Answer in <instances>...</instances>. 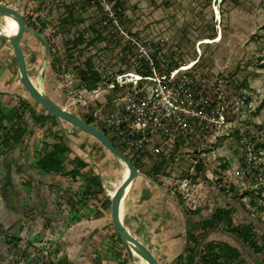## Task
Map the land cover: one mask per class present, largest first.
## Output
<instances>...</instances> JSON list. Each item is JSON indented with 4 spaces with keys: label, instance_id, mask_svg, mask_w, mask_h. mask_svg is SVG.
Instances as JSON below:
<instances>
[{
    "label": "rangeland",
    "instance_id": "374dc122",
    "mask_svg": "<svg viewBox=\"0 0 264 264\" xmlns=\"http://www.w3.org/2000/svg\"><path fill=\"white\" fill-rule=\"evenodd\" d=\"M0 1L15 8L25 18L38 15L41 19L55 21L59 15L67 18L68 12L72 13V17L69 18V15L62 25L63 37L67 41L70 40L69 47H72V41L78 34H83L84 41L75 48L72 47L68 60L65 57L62 80L48 70L49 57L42 77V86L62 107L77 112L80 116H91L93 124L101 126L107 136L112 135L102 125L103 117L116 110L128 87L138 82L120 84L114 79L118 74L135 72L140 65L139 59L147 60L146 57H150L155 69L159 71H167V68L174 64L180 70L191 73L201 86H210L213 91L211 93L220 94L228 105L225 116L229 124L225 126L227 128L211 130L207 134L209 139L205 140L204 144L208 148L204 149L205 153L199 159L202 164L201 174L193 179V170H189L193 149L188 147L180 149L179 152L174 151L173 156L165 160L166 165L150 176L156 177L168 195H171V191H180L184 202L187 203L188 214H191V211L197 215L210 213L214 209L213 205L207 207L211 196L210 188L223 189L222 195L226 193L228 203H232L234 209L227 207L231 214V225L227 227L220 224L218 231L226 229L236 234L241 231L240 236L244 238L245 243L252 249L259 247L264 251V200L260 196L261 187L258 184L253 185V188H245V184L257 183L249 177L244 179L245 184H241L245 148L243 138L252 142V150H264V0H121V21L116 18L111 6L114 0ZM104 17L117 19L114 23L115 30L104 22ZM93 29L103 32L104 38L90 44L88 39L94 35ZM47 33H52L51 27H48ZM212 33L214 37L209 39L207 35ZM51 39L55 45L61 44L59 34ZM20 44L29 76H38L43 63L40 41L25 33L21 36ZM88 58L92 69L99 76L98 82L93 86H87L76 74L77 65L82 66ZM26 101L30 103L31 111L23 107L22 103ZM19 106L20 109H17ZM0 110L3 115L0 121V178L4 176L5 168H16L17 162L9 156L12 150L29 155L38 153L37 159H41L54 144H58L60 148L58 156L61 157L60 162L64 163V170L78 166V169L74 170L77 174L87 163L83 161L84 166L81 167L80 162L74 160L76 158L70 163L66 158L70 150L73 152L78 148L80 152H88L86 159L89 165L96 169L93 172L98 173L96 175L82 172L78 176H83L88 182L95 177L91 183L95 190L101 189L104 197L102 207L104 212L109 213L110 198L106 189L112 182L120 180L122 167L115 163L98 142L92 147L94 138L87 133L74 129L66 122H63L64 133L62 132L58 123L55 124L20 84L11 47L7 41L1 39ZM20 111L21 118L17 117ZM36 140L40 143L33 146ZM193 144L198 145L200 141L195 139ZM37 148L39 150H36ZM75 153L72 155H80ZM126 156L132 162L137 161L134 155L127 153ZM163 156L165 157V154ZM156 159L158 160L157 157H152L139 163L140 170L145 174L151 173L149 169ZM44 173L47 184L54 181L53 173ZM14 177L22 183L27 178L18 170ZM220 195L221 193L218 196ZM222 204L219 201L215 207L224 206ZM2 208L0 199V211ZM123 221L127 225L132 224L128 217L124 216ZM137 225L135 232H141L140 236L144 240L146 235L152 234L144 223ZM236 225L240 226L239 229H234ZM4 226L5 223L0 221L1 263L13 262L15 257L25 252L22 249H29L27 255H33L35 252L38 258L46 256L48 246L45 243L36 246L22 243L20 254L13 247L11 248L14 252L8 253L11 248L2 250L5 235L9 233ZM245 227L249 228L248 233H242ZM198 233L202 234V229L196 230L195 234ZM212 237L210 245L217 255L213 258L215 264H234L238 261L246 264L241 256H235L228 238H222L218 233ZM112 238L119 244L113 232ZM221 239L226 242H221ZM162 251L159 248L156 252L160 254ZM165 256L159 255L162 264H168L172 260L173 264H186L184 260L180 261L179 257L169 259ZM122 257V263L130 264L126 252L122 253ZM188 257L187 254L185 260L188 261ZM194 261L199 262L198 257L194 258ZM248 262L252 264L250 260ZM208 264H213V261Z\"/></svg>",
    "mask_w": 264,
    "mask_h": 264
},
{
    "label": "crops",
    "instance_id": "0c3cea01",
    "mask_svg": "<svg viewBox=\"0 0 264 264\" xmlns=\"http://www.w3.org/2000/svg\"><path fill=\"white\" fill-rule=\"evenodd\" d=\"M81 142L84 143L83 140ZM92 142V147L96 146L97 141L94 139ZM39 143L40 141L36 140L33 146ZM77 149L73 152L69 149L70 154L66 161L70 163L73 158H76L75 161H84L87 166L77 174H71L69 170L78 169V166L67 167L66 171L62 167L58 173L52 174L54 181L50 184H47L45 179V171L36 165L39 160L38 153L29 155L25 152L23 154L22 151L17 153L16 150L9 153L17 164L16 168H5L4 176L0 178V199L3 203L0 221L5 223L4 227L9 232L5 235L2 250L5 248L4 251H6L13 247L20 254L22 243L33 246L45 243L48 251H45L44 258H38L35 252L33 255H27L29 249H22L25 252L15 257V262L14 260L11 263L0 261V264L18 262L23 264H128L122 263L124 261L122 253L125 250L112 238L110 214L103 210L104 197L101 189L95 190L91 182L85 181L83 176H78L82 172L93 174L96 169L89 165L86 159L88 152H80ZM72 153L80 155H72ZM170 153L171 151L165 156L167 157ZM16 169L22 171L27 177L23 183L15 179ZM139 171L141 175L137 177L132 190L125 198L124 216L132 222V224L128 223L129 226L125 225L151 250L160 264L162 263L159 255L162 257L166 255L173 259L179 257L180 261H185L187 228H189L187 221H194L206 215L188 214L187 203L182 196H178L180 191L177 193L171 191V195H168L161 183L155 179L156 177L150 176L152 172L145 174L140 169ZM177 188L179 189L180 186ZM210 190V202L207 207L210 208L211 205L215 207L219 201L221 204L228 203L225 195L221 193L218 196L220 193L218 189L210 188ZM231 206H233L232 203ZM140 222L144 223V226L152 233L146 235L145 240L141 238V232L139 234L135 232L138 228L137 223L140 224ZM159 248L163 250L160 254L156 252ZM11 251L14 252L11 248L8 253ZM9 256L12 257L13 254ZM172 261L168 264H173Z\"/></svg>",
    "mask_w": 264,
    "mask_h": 264
},
{
    "label": "built area",
    "instance_id": "2783aa9c",
    "mask_svg": "<svg viewBox=\"0 0 264 264\" xmlns=\"http://www.w3.org/2000/svg\"><path fill=\"white\" fill-rule=\"evenodd\" d=\"M147 75L137 72L118 74L114 79L120 84L138 81L128 87L116 110L102 119L111 137L117 141L120 151L137 157L139 163L158 154H168L179 139L183 149L192 151L191 170L204 155V144L211 130L229 124L225 111L227 104L220 94L211 93L210 86H201L191 73L173 67L167 71L155 69L150 57ZM227 128V127H225ZM197 139L200 144L191 146ZM242 140V139H241ZM244 161L241 184L249 177L261 187L264 200V150H252V142L243 138ZM194 150L197 153H194Z\"/></svg>",
    "mask_w": 264,
    "mask_h": 264
},
{
    "label": "trees",
    "instance_id": "16d2710c",
    "mask_svg": "<svg viewBox=\"0 0 264 264\" xmlns=\"http://www.w3.org/2000/svg\"><path fill=\"white\" fill-rule=\"evenodd\" d=\"M109 2H111V0H109ZM111 6L113 8L115 16H117L116 18L119 19V21H121L122 14H123V7H122L123 2L121 0H114ZM69 15H70L69 18H71L72 17L71 12H68V15H66L67 18L59 15L55 21L47 20V19H41L38 15H36V17H31V16H29L28 18L23 17V21H24L25 26L37 30L47 40L48 45H49V56H50V62L48 64V70L52 71L54 73V76H56L59 80L63 79V75H64L63 72L65 69V65H64L65 64V57L68 60V57H70L69 53L72 51V47L75 48L78 44H81L84 41L83 34H78V36L73 39L74 41H72V47L68 46V42L70 43V40L67 41L66 39H64L63 31H62V25L67 21ZM43 18H45V16ZM117 19L110 18V17L109 18L104 17V22L107 23L109 26H111L113 28V30H115L116 26H114V23L117 22ZM48 27L52 28V33L51 34L49 33L50 35L47 33ZM93 31H94V35H92V37H90L88 39V43H90V44L97 42L99 40H102L104 38L103 32L97 31L95 29H93ZM106 31L108 32V30H106ZM58 34H59V37L61 40V44L59 43V44L55 45L53 43L51 37L54 35L56 36ZM207 36L209 39H211L214 37V33L208 34ZM139 62H140V65L136 69L135 72H137L141 75H147L149 73L148 61L146 59L142 58V59H139ZM156 64H158L157 61H156ZM173 67H175V65L171 64L167 68V70H169ZM76 74L79 76L81 81H83L85 84H87V86H93L99 80L98 74L92 69L89 58L82 64V66L77 65ZM236 87L239 88L238 84H236ZM22 104H23V107L25 109H28L29 111H31L30 110L31 105L28 101H26ZM17 109H20V106L17 107ZM45 112L50 118H52L54 120L55 124H57L56 120L47 111H45ZM75 113L82 120L86 121L87 123H89L95 127L102 129L105 132V130L101 126L93 124V118L91 116H84V115L80 116V114H78L77 112H75ZM31 114H33V113L31 112ZM21 116H22V111H20V113L17 114V117L21 118ZM2 118H3V115H2V112L0 110V121ZM105 134L107 135L106 132H105ZM108 137L111 140L112 144L117 149L120 150L118 143L115 144V140L110 136H108ZM182 145H183V141L179 139L178 141L175 142L174 147L171 150V153L167 157L166 156L164 157L163 156L164 154L156 155L155 157H157L158 160L156 159V161L153 163L152 167L149 169L150 171H152V174L159 172V170H161V168L166 165L165 160L170 159V157L173 156L174 151L179 152ZM190 145L193 146L194 144L192 143ZM63 148H66V147H63ZM59 149L60 148H59L58 144H54L53 148L49 152H47L43 158L39 159L37 161L36 165L39 168L43 169L45 172L50 171L51 173H58L62 169V165H61V162H60V159L58 156L59 155V152H58ZM1 153H2V149H0V155H1ZM194 153H197V151L194 150ZM79 162H80L79 166L83 167L84 163L81 161H79ZM131 163L137 169H140V167L138 165L139 164L138 161H134V162L131 161ZM201 169H202V164H201L200 160H198L197 163L193 167V173H194L193 179L194 180L196 179V177L199 174H201ZM74 170H76V169H74ZM74 170H69V173L75 174L76 172H74ZM94 178H92L93 180L91 182H93L95 180ZM218 192L222 193L223 189H218ZM180 194L178 193V196H181ZM224 195H226L225 192H224ZM229 206H230V204L227 203V204H225V206L214 207V209L210 213H208L204 218H202L201 220L187 221V225H189V228H187V246L185 248V251L189 256L188 257L189 260L188 261L185 260L186 264H208L211 261H213V264H215V261L213 260V258H215L217 255H216V253L214 254V251L212 249V245L206 244L205 246L204 245L202 246L199 243L200 239L195 234V232L198 229H202V231L204 232L203 235H205V233L208 232L209 230L217 229L218 225H220V224H225L227 227H229L231 225L230 224L231 214H230V210L227 209V207H229ZM231 209H234V207H232ZM233 211H231V212H233ZM191 212L193 213L194 211H191ZM239 227L235 226L234 229H237V228L239 229ZM224 231H227V230L225 229ZM248 231H249V228L245 227L244 233H246V232L248 233ZM113 234L115 235L116 240L120 244L118 237L116 236L114 230H113ZM260 250H261L260 248L259 249L257 248V251H260ZM236 255L237 254L235 253V256ZM197 257L199 259V262L194 261V258L196 259Z\"/></svg>",
    "mask_w": 264,
    "mask_h": 264
},
{
    "label": "water",
    "instance_id": "95a60500",
    "mask_svg": "<svg viewBox=\"0 0 264 264\" xmlns=\"http://www.w3.org/2000/svg\"><path fill=\"white\" fill-rule=\"evenodd\" d=\"M5 17L11 18L16 24V30L10 35L1 33V25ZM30 34L36 37L42 45L43 63L39 72V86H36L27 71L25 57L20 45V39L23 34ZM0 39L9 43L16 61L17 77L30 98L38 103L47 111L58 123L64 133L63 122L70 124L74 129L80 130L93 137L111 156V158L120 167H126L128 172L119 183L115 193L110 198L109 214L112 228L118 237L121 247L128 255L129 263L136 264V257L142 259L145 264H160L151 250L134 234H132L120 215V205L123 199L130 193L135 180L141 175L131 161L117 149L105 134V132L86 121L82 120L75 112L62 107L55 102L44 90L42 86V77L45 70L46 62L49 60V45L45 37L37 30L27 27L24 24L23 16L15 8L10 7L0 1Z\"/></svg>",
    "mask_w": 264,
    "mask_h": 264
},
{
    "label": "flooded vegetation",
    "instance_id": "af4514ba",
    "mask_svg": "<svg viewBox=\"0 0 264 264\" xmlns=\"http://www.w3.org/2000/svg\"><path fill=\"white\" fill-rule=\"evenodd\" d=\"M225 204H227V203H224L223 205L225 206ZM229 204L231 206L230 202H229ZM204 217H201V219ZM201 219H198V220H201ZM218 230H219V228L211 229L208 232H206L205 235H203L204 232L202 234L201 233L196 234V235H198V238L200 239L199 243L201 245L202 244L204 245L206 243L210 244L213 241V238L211 237V235L213 236V234H216L214 232H217L219 235L222 236V238L224 236L226 239L227 238L229 239L228 242L230 243L231 247L233 248L234 253H236L237 256H241L242 259H244V262L246 261L245 262L246 264H249L248 260H250V263H252V264H264V251H262V250L257 251V248L259 249V247H253V249H254L253 250L252 247L249 246V244L245 243L244 238L242 236H240L241 231L238 232V234H236V233H231L230 231L222 230V232H221ZM242 233H244V231H242ZM221 240H222L221 242H226L224 239H221ZM186 246H187V240H186L185 248H186ZM234 264H243V263L241 261H238Z\"/></svg>",
    "mask_w": 264,
    "mask_h": 264
},
{
    "label": "bare ground",
    "instance_id": "6f19581e",
    "mask_svg": "<svg viewBox=\"0 0 264 264\" xmlns=\"http://www.w3.org/2000/svg\"><path fill=\"white\" fill-rule=\"evenodd\" d=\"M15 30H16L15 22L11 18L5 17L3 22H2V25H1V33L5 34V35H10V34L14 33ZM30 78L36 86H39V84H40L39 74L36 77L30 76ZM127 172H128L127 168L123 167V173H122V177L120 178V180L118 182H112L110 184V187L106 189L107 196L109 198H111V196H113V194L115 193L119 183H121L123 177H126ZM124 211H125V199L122 200L121 205H120V215L121 216H123ZM135 261H136V264H145V262L138 257H136Z\"/></svg>",
    "mask_w": 264,
    "mask_h": 264
}]
</instances>
